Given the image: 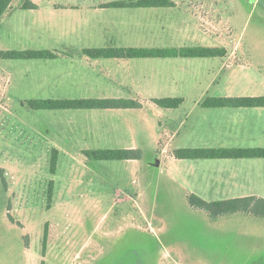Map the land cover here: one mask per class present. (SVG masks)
I'll return each instance as SVG.
<instances>
[{
	"label": "rangeland",
	"instance_id": "obj_1",
	"mask_svg": "<svg viewBox=\"0 0 264 264\" xmlns=\"http://www.w3.org/2000/svg\"><path fill=\"white\" fill-rule=\"evenodd\" d=\"M23 1L13 0L0 18V52L67 46L81 62L99 58L77 46L118 43L90 42L73 29L82 21L74 17L77 8L113 0H28L33 8L21 7ZM173 1L143 17L158 38L124 43L223 47L227 53L161 66L122 58L120 69L106 72L110 79L102 88L108 90L100 93L138 101L135 113H127L131 118L93 109H28L22 101L64 98L58 95L66 92L46 77L47 64L58 58L0 54V264H264V217L234 212L211 218L189 204L191 193L206 201L241 197L219 185L241 172L243 158L172 154L187 147L264 145L260 130L223 124L232 114L256 118L264 109L201 106L207 97L264 95V0ZM136 64L143 76L133 78ZM167 85L184 98L173 111L150 101L168 96ZM126 118L137 127L135 144L122 138ZM109 121L110 140H89L107 134ZM53 147L58 153L51 173ZM99 148H135L140 159L94 160L84 153Z\"/></svg>",
	"mask_w": 264,
	"mask_h": 264
},
{
	"label": "crops",
	"instance_id": "obj_2",
	"mask_svg": "<svg viewBox=\"0 0 264 264\" xmlns=\"http://www.w3.org/2000/svg\"><path fill=\"white\" fill-rule=\"evenodd\" d=\"M110 2V1H98L95 3L84 4L86 7L80 12L76 13V15L80 14L78 20H82L79 23H73V29H77L80 32L81 36L84 37L85 40L90 42H109L110 40H115L114 43L117 45H104V44H96L93 45H79L77 46V50L81 51L86 48H100V47H132L130 45H126L124 42H136L135 46H140L138 43L143 40H147V38H158L159 34L154 32L151 28L153 25L152 22L144 21L143 17L147 14L152 13L153 11H157L160 7H147V8H114V7H105L101 6L102 4ZM176 3V2H175ZM72 14V13H71ZM113 44V43H112ZM90 46V47H88ZM42 50H46L42 49ZM50 50H59L65 53L61 57H57L58 60L54 63L47 64L50 69L49 74L46 76L50 78L56 84V90L59 92H66L65 95H58V97L64 98H85L86 96L82 95L83 92H96L94 98H125L126 96H122V93H116V97H113L114 93L109 95H102L100 92L103 90H108L104 87L105 85V76H110L112 72H115L117 69H120L125 63V59L122 58H99L97 60L86 61L83 60L81 62H76L71 55L73 53L72 47H58L52 48ZM140 59H148L151 60L157 65L170 64L175 63L176 61H182V57H152V58H140ZM101 65V66H99ZM166 68V67H165ZM46 70V69H43ZM47 71V70H46ZM138 68L137 64L135 70L132 72V76H143L142 73L137 74ZM136 73V74H135ZM44 77V76H43ZM45 78V77H44ZM110 79V78H108ZM175 84V83H173ZM118 87L122 88V82L118 80ZM139 85V83H138ZM169 91L168 96L163 97H171L173 96V87H166V90ZM118 90V89H116ZM122 90V89H121ZM71 94V95H70ZM88 98V97H86ZM132 99V97H130ZM157 98V97H153ZM152 98H150L151 100ZM264 109V108H258ZM134 108L129 109H93L90 111H101V112H92L103 116L113 118L115 115L122 114L127 118H131L127 113H135ZM260 112L258 117L249 118L240 116H232L234 119L229 120L225 119L223 124L228 126L229 129L232 127L238 129H247L252 132V130H260L264 134V110H257ZM132 116V115H131ZM235 117L238 118V123H235ZM125 119L122 121V125L124 128L123 137L128 143L125 144H135L136 140V132L137 127L133 125L131 119ZM99 124L101 120H98ZM124 123V124H123ZM108 129H106V133L102 137L92 136L89 140L92 139H102L107 140L111 139L110 130L112 126V121L107 123ZM95 135L97 133L96 130H93ZM99 133V132H98ZM264 145H261V147ZM130 160H138V159H130ZM241 160L240 169L241 172H236L235 178L226 182L225 180L220 182L219 187L221 188H231L232 190L238 192V196H257L264 198V158H243ZM216 173L214 171L212 174ZM211 186V185H209Z\"/></svg>",
	"mask_w": 264,
	"mask_h": 264
},
{
	"label": "trees",
	"instance_id": "obj_3",
	"mask_svg": "<svg viewBox=\"0 0 264 264\" xmlns=\"http://www.w3.org/2000/svg\"><path fill=\"white\" fill-rule=\"evenodd\" d=\"M13 0H0V18ZM173 0H113L101 6L114 8L173 7ZM23 8H33L34 4L24 0ZM83 52L90 58H152V57H215L225 56L223 47H100L86 48ZM8 58H56L64 55L56 50L18 49L1 51ZM155 106L173 111L183 102V97H157L150 100ZM26 108L36 109H129L138 108L140 103L131 98H39L22 101ZM206 108H264V95L257 96H216L207 97L201 102ZM58 149L51 152L50 172L54 173ZM87 157L94 160L140 159L135 148H99L84 150ZM176 159L214 158H264V147H194L179 148L173 151ZM189 204L207 211L211 218L234 212H246L264 217V198L241 196L229 199L206 201L198 195L189 194Z\"/></svg>",
	"mask_w": 264,
	"mask_h": 264
}]
</instances>
